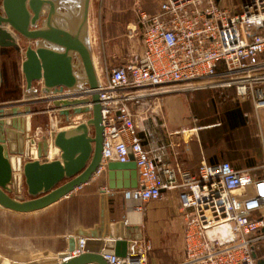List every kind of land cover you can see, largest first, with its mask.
<instances>
[{
	"label": "built area",
	"instance_id": "2783aa9c",
	"mask_svg": "<svg viewBox=\"0 0 264 264\" xmlns=\"http://www.w3.org/2000/svg\"><path fill=\"white\" fill-rule=\"evenodd\" d=\"M158 1L155 12L139 8L129 27L128 38L139 41L130 59L118 63L114 55L96 89L104 124L96 176L109 161L127 162L133 155L138 186L123 189L126 201L144 203L162 199L164 190L177 192L184 253L175 264H256L264 257V138L259 175L229 161L205 160L195 172H178L169 163L171 144L145 125L150 116L140 117L138 108L156 89L220 85L233 88L255 110L264 109V0H244L239 10L213 0ZM85 244L80 236L72 254L83 252ZM151 250L150 240H133L125 257L105 256L111 264H149Z\"/></svg>",
	"mask_w": 264,
	"mask_h": 264
},
{
	"label": "water",
	"instance_id": "95a60500",
	"mask_svg": "<svg viewBox=\"0 0 264 264\" xmlns=\"http://www.w3.org/2000/svg\"><path fill=\"white\" fill-rule=\"evenodd\" d=\"M46 3L52 9L45 25L31 28L37 24ZM90 3L91 0H82L78 23L67 29L56 22L50 0H0V58H6L0 64V85L8 83L9 63L23 51L11 29L30 42L21 64L27 90L39 91L35 83H41V91L49 95L43 101L53 104L48 110L58 113L51 119V140L37 143L31 139L25 143V149L17 150L11 148L16 139L11 134L16 132L14 129L19 130L17 135L25 132L27 120L13 119L30 114L18 107L11 111L0 107V207L4 209L18 213L43 210L92 182L97 175L103 159L104 124L100 93L96 91L100 78L88 37ZM77 59L83 66L81 74L75 69ZM64 123L70 126L58 129ZM31 147H36L38 157L31 158ZM52 150L53 159H49ZM11 156H17L18 168ZM107 169L110 189L138 186L133 155L127 162L109 161ZM22 184L29 198L14 195L23 190ZM79 235L86 238L84 251L72 254L79 245V238L73 237L69 250L60 253L54 264H111L105 254L125 257L129 250L125 237L106 242L105 246L112 250L96 247L100 238L97 228L82 230ZM256 264H264V257Z\"/></svg>",
	"mask_w": 264,
	"mask_h": 264
},
{
	"label": "rangeland",
	"instance_id": "374dc122",
	"mask_svg": "<svg viewBox=\"0 0 264 264\" xmlns=\"http://www.w3.org/2000/svg\"><path fill=\"white\" fill-rule=\"evenodd\" d=\"M213 1L216 4L233 8L237 6V3L240 4L244 0ZM156 3L157 0H123V2L122 0H91L89 14L91 28L89 26V31H92L94 35L103 33L104 39H107L105 38L107 36L105 25H116L117 34H120L117 39L118 42H116L117 47L121 48L123 46L121 41L127 40L129 44L131 41L137 44L138 40L134 41L127 37L129 27L132 28L137 21L139 8L151 12V6ZM236 9L239 10V7ZM113 10H117V15H112ZM89 34L88 32V37ZM18 43L23 49L19 57L20 55L25 57L24 52L28 42L19 36ZM113 45L114 43L111 41L105 40L101 54L98 53V48H95L96 57L104 58L108 62L107 65L114 60L116 52L111 49ZM129 59L126 58V60ZM75 69L80 74L83 73V66L79 59L75 62ZM14 73L17 74V70L14 69ZM35 86L39 91L32 92L18 85L13 87L1 85L3 89H0V107H7L10 111L14 107H18L19 111L22 110L23 113L26 111L29 112L27 114H30L29 116L15 117L18 122L19 120L22 122L27 120L25 132L16 134V139L21 143H27L31 139L37 143L51 140L52 116L47 106L49 102L43 101L49 95L41 91V83H35ZM154 92L156 93L140 104L139 116L149 115L145 125L154 131L181 137V141L186 144V153L193 160L197 162L202 158L207 160L212 154H215L218 160H228L230 141L232 146L239 149V153L243 156L241 161L228 160L233 165H243L244 161L250 157L260 160L262 139L264 138V109L255 110L250 101L240 100L233 88L218 85L192 89L183 85H171L167 89H156ZM235 104L243 109L246 125L229 132L223 120V112L227 107ZM157 114L159 115L157 116ZM152 117H156V121ZM157 122L160 126H155ZM35 156L38 157L37 154ZM18 172L20 171L18 170ZM93 205L90 198L75 197L69 199L56 211L50 213V231L57 233L64 227L67 229L72 226L78 219H90L93 215L87 213L86 206L89 208ZM24 230H26L25 227L19 223L18 219L13 218L9 213L0 211V233L14 235V233ZM4 241L6 240L0 239V244ZM55 262V257L51 255L44 262L34 259L29 264H54Z\"/></svg>",
	"mask_w": 264,
	"mask_h": 264
},
{
	"label": "crops",
	"instance_id": "0c3cea01",
	"mask_svg": "<svg viewBox=\"0 0 264 264\" xmlns=\"http://www.w3.org/2000/svg\"><path fill=\"white\" fill-rule=\"evenodd\" d=\"M158 9L159 1L157 0V3L151 6L150 11L155 12V10L157 11ZM112 13V15H117L118 12L117 10H113ZM89 26L91 28V21L89 22ZM115 26L116 25H105L107 33L105 38L107 39H104L103 33H96L94 35L92 31H89V42L100 80H105L107 77L105 73H107L106 66L108 62L104 60V58L96 57V47L98 48V53L101 54L105 40L114 43L111 49L113 52H116L115 55L119 54L118 63L128 61L126 58H130V54L132 53V41L130 44L128 40L125 42L121 41L123 46H121V48L117 47L116 42H118L117 39L120 37V34H117ZM15 58V61L9 63L10 74L9 77H7L9 80V87L18 85L26 88L25 77L21 70L24 57L20 55V57L18 56ZM4 60L6 61V58L1 57L0 64L4 63ZM114 61L115 60H112L110 63ZM14 69L17 70V74L14 73ZM65 92H67V90H65ZM52 105L51 102L47 104L48 108H51ZM50 114L53 118L54 116L56 118L58 115L55 111H50ZM69 126L68 123H64L59 126L58 129L68 128ZM14 130L19 132V130ZM16 132L11 134L13 138H16ZM156 133L171 144L169 163L176 171L179 172L186 169L195 172L202 160L208 162V159L206 160L205 158L199 159L198 162L190 158L188 153H186V144L181 141V137L177 135H166L162 132ZM11 148L17 150L20 148L25 149V143L13 139ZM53 153L54 151L52 150L48 157L49 159H53ZM30 154L33 155L31 158H36V147H31ZM16 157L11 156L14 165L18 168L19 162L15 160ZM261 162L262 152L261 158L259 161L257 160L255 166L237 169H250L252 173L259 175ZM17 174H19V172ZM22 185L23 190L14 195L19 198H29L25 184ZM122 191L123 190H112L109 188L108 169H105L99 176H96L92 182L84 184L69 196L62 198L43 210L31 213H18L0 207V211L9 213L10 216L18 219L19 223L26 229L24 231H18L14 233V235H4L0 233V239L6 240L0 244V264H29V262L34 259L44 262L46 258L51 255L54 256L55 259H58L60 253L69 250L71 238H79V233L82 230L90 231L94 228L98 229L100 237L95 243V246L101 249L112 250L110 247L105 246V243L113 238L125 237L129 243L133 240H150L152 243V250L149 253V264H175L180 262L184 253V225L182 213L179 209L177 192L164 190L162 199L140 203L126 201ZM75 197L90 198L94 205L89 208L86 206V208L87 213H91L93 216L90 219H78L72 226L67 229L64 227L57 233L51 232L50 213L56 211L58 207L69 201V199H74ZM137 205H141L143 209L137 210Z\"/></svg>",
	"mask_w": 264,
	"mask_h": 264
},
{
	"label": "flooded vegetation",
	"instance_id": "af4514ba",
	"mask_svg": "<svg viewBox=\"0 0 264 264\" xmlns=\"http://www.w3.org/2000/svg\"><path fill=\"white\" fill-rule=\"evenodd\" d=\"M53 2V9L55 10V20L56 22L67 29H70L72 25H76L80 17V9L82 0H50ZM52 5L50 3L44 4L42 8V14L37 21L35 26L31 28H38L45 25L47 18L50 15ZM30 43L29 41H27ZM35 44V41H32ZM4 87H9V82L7 84H1ZM0 85V89L3 88ZM17 86V85H16ZM7 89V88H6Z\"/></svg>",
	"mask_w": 264,
	"mask_h": 264
},
{
	"label": "trees",
	"instance_id": "16d2710c",
	"mask_svg": "<svg viewBox=\"0 0 264 264\" xmlns=\"http://www.w3.org/2000/svg\"><path fill=\"white\" fill-rule=\"evenodd\" d=\"M223 120L229 132H233L234 130L242 128L243 126L246 125V118H245L244 111L238 104L231 105L224 110ZM230 143H231L229 144L230 154L228 155L227 159L230 161H241V159H243V156L239 153V149L232 146L231 141ZM244 159L246 158L244 157ZM228 160H218L215 154H212L208 157V163H215L219 161H228ZM230 163L232 164V162ZM256 163H257V160L255 159V157H250L244 161L243 165L235 164L234 166L236 168L252 167V166H255Z\"/></svg>",
	"mask_w": 264,
	"mask_h": 264
},
{
	"label": "bare ground",
	"instance_id": "6f19581e",
	"mask_svg": "<svg viewBox=\"0 0 264 264\" xmlns=\"http://www.w3.org/2000/svg\"><path fill=\"white\" fill-rule=\"evenodd\" d=\"M7 28H9V27H7ZM9 31L11 32V34H12V36L15 38V40L18 41V39H19V34L16 33V32H14V31L11 30V29H9ZM53 151H54V150H53ZM55 151H57V149H55ZM13 163H14V162H13ZM17 179H18V181H19V183H20V176H17Z\"/></svg>",
	"mask_w": 264,
	"mask_h": 264
}]
</instances>
